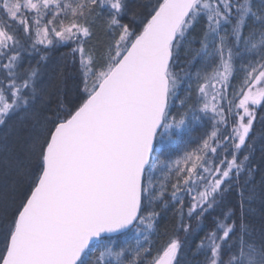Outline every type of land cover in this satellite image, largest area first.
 Here are the masks:
<instances>
[{"label":"snow or ice","instance_id":"6c2138e0","mask_svg":"<svg viewBox=\"0 0 264 264\" xmlns=\"http://www.w3.org/2000/svg\"><path fill=\"white\" fill-rule=\"evenodd\" d=\"M0 128V264H264V0H0Z\"/></svg>","mask_w":264,"mask_h":264},{"label":"trees","instance_id":"16d2710c","mask_svg":"<svg viewBox=\"0 0 264 264\" xmlns=\"http://www.w3.org/2000/svg\"><path fill=\"white\" fill-rule=\"evenodd\" d=\"M97 40H102V38L99 36L98 33V37ZM97 40H94L92 43L95 44L97 47H99V44L97 43ZM64 50H60L57 51L53 54V62L56 63L59 61V58L61 56V52H63ZM183 59V57H182ZM74 69L69 66L68 72H69V76L72 75V73H74ZM72 85V81L71 79H69V86L71 87ZM181 96L184 95L183 90H181L180 93ZM257 130H259V125H255ZM203 130V123H199L197 125H195V127L192 130V138L193 140L200 135V133ZM9 132L6 133L5 135L9 136V138H11V129L8 130ZM185 139H188V137L186 136ZM182 147V145H181ZM170 152L175 153L179 151V148L177 147H172L171 149H169ZM254 162L256 165H259L261 163V153L259 151V145L257 146V151L254 155ZM257 179H259V176L257 177ZM12 181H13V176L11 174H5L4 170L2 168H0V193H6L8 195L9 198H11V196L13 195V191H12ZM261 209H262V205L260 204L259 201H256L253 205V211L255 213V215L253 216V222L256 224H259L260 220H261ZM165 227H171L170 225V217H166L161 221V229L165 228Z\"/></svg>","mask_w":264,"mask_h":264},{"label":"rangeland","instance_id":"374dc122","mask_svg":"<svg viewBox=\"0 0 264 264\" xmlns=\"http://www.w3.org/2000/svg\"><path fill=\"white\" fill-rule=\"evenodd\" d=\"M8 130H9V129L5 130V129L0 128V137H4L5 134L9 132ZM165 139H166V138H165Z\"/></svg>","mask_w":264,"mask_h":264}]
</instances>
